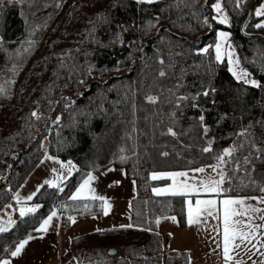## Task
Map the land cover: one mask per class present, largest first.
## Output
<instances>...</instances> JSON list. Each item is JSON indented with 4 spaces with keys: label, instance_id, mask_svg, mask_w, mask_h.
Instances as JSON below:
<instances>
[{
    "label": "trees",
    "instance_id": "trees-1",
    "mask_svg": "<svg viewBox=\"0 0 264 264\" xmlns=\"http://www.w3.org/2000/svg\"><path fill=\"white\" fill-rule=\"evenodd\" d=\"M214 1L0 0V209L47 152L76 164L59 185L39 186L32 211L14 212L1 264L52 211L64 223L100 214L101 199L71 192L108 166L135 181L130 223L74 234L60 264H188L159 226L166 215L186 226L195 195L155 191L172 171L221 162L218 193L264 195V40L240 30L250 0H222L228 25ZM261 17L253 9L246 29L264 33ZM219 26L257 84L216 59Z\"/></svg>",
    "mask_w": 264,
    "mask_h": 264
},
{
    "label": "rangeland",
    "instance_id": "rangeland-1",
    "mask_svg": "<svg viewBox=\"0 0 264 264\" xmlns=\"http://www.w3.org/2000/svg\"><path fill=\"white\" fill-rule=\"evenodd\" d=\"M216 5H219V11L216 9ZM213 8L216 12V19L222 24L228 25L230 23L229 13L226 6L222 0H215L213 3ZM262 13L260 23L264 25V1L258 3L254 11ZM215 19L210 18V22ZM215 20V21H217ZM220 33H225L226 36H221ZM230 30L227 27L219 26L215 28V39L213 42V50L215 57L219 55V61H225L227 67L234 78L242 80L246 83L247 81H255L257 84V76L250 71V69L242 62L240 54L230 37ZM219 44V52H217V45ZM239 77V78H238ZM252 84V83H249ZM76 164L72 160H63L59 157L46 153L42 161L39 164L38 169H34L26 178L24 185L20 187L15 193V199L17 201L6 203L0 209V228L7 229L12 226L15 222L14 212L18 211L20 214L23 211L24 214L29 213V209L33 210L36 204L30 201L36 192L37 188L44 182L49 181L52 184L61 183L60 180L66 175L71 173ZM209 168H215L213 172H208L204 167H199L198 169H203V171H197L198 169H189L181 171H172L175 173H186L185 176H172L171 178L177 179L178 183L181 185H187L189 191L192 187L196 185L197 179L202 183L199 191H206L205 185H209L213 179L218 180L221 170H223L222 163L209 164ZM161 171L151 172V175H163L165 173H160ZM172 172L168 175L173 174ZM177 185L176 187H178ZM211 186V185H210ZM166 191L175 189V186L169 182L162 184ZM156 190H158L156 188ZM178 192V191H174ZM251 195H263V194H243L238 196H251ZM189 201V202H188ZM249 200H243L242 204L236 209L246 210L244 205ZM112 200L102 201V210L98 215H90L84 218H70L69 222L64 223L58 219L56 210L52 211L47 217H45L38 226L39 231L26 235L23 239L19 240L13 247L9 257H5L4 261L8 264H55L59 260V254L70 248V238L74 234L89 231L92 229H102L113 225H120L122 223H128L129 217L127 212L129 210V201H120V205H111ZM187 216L191 218L192 226L189 228H180L178 226L177 220L166 215L160 219L159 226L161 230H168L172 234V240L185 239L190 241L193 251V258L191 264H220L218 257V244H217V224L216 218L213 216L216 212V207H210V216L205 218L197 217L198 205L197 201H191L187 198ZM112 208H117L115 212H111ZM52 213L56 215L53 216ZM49 217L51 219L49 220ZM48 220L49 222L45 224L44 222ZM168 221V222H167ZM167 222V224H166ZM130 223V222H129ZM166 224V225H165ZM24 241V247L21 249L20 253L16 256L12 255V252ZM205 251V252H203ZM195 252V254H194ZM3 261V262H4ZM1 264V263H0Z\"/></svg>",
    "mask_w": 264,
    "mask_h": 264
},
{
    "label": "crops",
    "instance_id": "crops-1",
    "mask_svg": "<svg viewBox=\"0 0 264 264\" xmlns=\"http://www.w3.org/2000/svg\"><path fill=\"white\" fill-rule=\"evenodd\" d=\"M208 172H213L215 168H209L210 166H203ZM199 168V167H198ZM193 168V170L198 169ZM181 171V170H180ZM175 173V172H172ZM223 175V170H221L219 179H213L211 182L215 181L218 183L211 184L212 187H216L218 191H199L202 183L197 179L196 185L192 187L189 191L187 185H181L178 183L177 179L169 177V184L172 183L175 186L173 190H165L163 187L157 186L156 188L160 192H185L193 193L189 200L191 201H201L198 205V214L196 216L200 218H205L210 216V207H216V212L213 216L216 218L217 224V244L219 248L218 257L220 264H264V195H251V196H233V195H223L218 193L220 189V181ZM92 177V179H89ZM87 181V184L85 183ZM83 185V187H81ZM179 185L178 187H176ZM136 194L135 181L131 177L125 175L124 169L116 166H108L99 172H90L81 183L75 188L72 193L73 197H97L101 201H108L111 199V205H120V201H129ZM188 198V197H187ZM213 200L215 204L209 205L203 203L204 201ZM224 200L237 201L230 205H224ZM243 200H249L244 205L246 206L247 212L245 210L236 209L241 205ZM189 202V201H188ZM186 199V207L188 206ZM228 209L230 213L229 223L230 227L237 234L233 241L228 244V255L231 259H226L225 257V244H224V215L225 209ZM117 208H112L110 211L115 212ZM187 211V208H186ZM234 213V214H233ZM187 216V226L189 228L192 226V222ZM168 222V221H167ZM166 222V224H167ZM238 222V223H236ZM165 224V225H166ZM169 232V241L167 243V248L174 247L178 249H187L190 259L189 263H192L193 251L190 241L185 239L172 240L171 232L161 230L162 235ZM252 233L248 240L241 241L239 238V233ZM238 245V246H237ZM205 252V251H203ZM195 254V252H194ZM55 264H60V258Z\"/></svg>",
    "mask_w": 264,
    "mask_h": 264
},
{
    "label": "snow or ice",
    "instance_id": "snow-or-ice-1",
    "mask_svg": "<svg viewBox=\"0 0 264 264\" xmlns=\"http://www.w3.org/2000/svg\"><path fill=\"white\" fill-rule=\"evenodd\" d=\"M216 7V9H217V11H219L220 9H219V5H216L215 6ZM257 15L259 16V15H262V13L258 10L257 11ZM222 23L223 22H226V21H224V20H222L221 21ZM262 25H260V24H258L257 25V27H261ZM220 35L221 36H226V34L225 33H220ZM219 48H220V46H219V44L217 45V52H219ZM205 51H207L206 49H205ZM217 59H220V57H219V55L217 56ZM239 78V77H238ZM247 82H249V83H252V84H255L256 82L255 81H247ZM197 171H203V169H198ZM170 175H172V176H185L186 175V173H173V174H170ZM158 178V176H157V174H153V176H152V179H157ZM89 179H92V177H89ZM222 179H223V177H221V181L220 182H222ZM86 184H87V181L85 182ZM215 183H218V182H215V181H213V182H210V184L209 185H205V190L206 191H211V192H216V191H218V189L216 188V187H212V186H210L211 184H215ZM81 187H83V185L81 186ZM155 191H157V192H159L160 190H155ZM73 198H75V197H73ZM102 199V198H101ZM201 203V201H197V204H200ZM203 203H205V204H209V205H212V204H215V201H213V200H208V201H204ZM223 203H224V205H230V204H233V203H237V201H232V200H224L223 201ZM240 203H242V202H240ZM28 211H32L31 209H29ZM24 213H23V211L21 212V215H23ZM234 214V213H233ZM52 215L53 216H55L56 214L55 213H52ZM229 217H230V213H229V211H228V209L226 208L225 209V215H224V244H225V249H224V251H225V257H226V259H231V257L228 255V244H229V242L230 241H233L235 238H236V233L234 232V230L230 227V223H229ZM51 219V217H49V220ZM49 221L48 220H46L44 223L45 224H47ZM190 223L191 222H193L192 220H191V218H190V221H189ZM236 223H238V222H236ZM128 227H131V225H128ZM5 229L4 228H0V231H4ZM252 235V233H247V234H245V233H239V238H240V240L241 241H244V240H248L249 239V237ZM25 243H27V241H24V242H22L17 248H16V250L14 251V252H12V255L13 256H16V255H18L19 253H20V251H21V249L24 247V244ZM238 246V245H237ZM4 264H8V262L7 261H4Z\"/></svg>",
    "mask_w": 264,
    "mask_h": 264
},
{
    "label": "water",
    "instance_id": "water-1",
    "mask_svg": "<svg viewBox=\"0 0 264 264\" xmlns=\"http://www.w3.org/2000/svg\"><path fill=\"white\" fill-rule=\"evenodd\" d=\"M257 0H250L248 5H247V10L246 13L241 21L240 24V30L243 34L250 35V36H259L264 40V33L259 30H247L246 29V24L248 20L251 18L252 12H253V7ZM116 251L115 247H110L109 252L114 253Z\"/></svg>",
    "mask_w": 264,
    "mask_h": 264
}]
</instances>
